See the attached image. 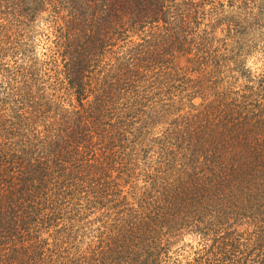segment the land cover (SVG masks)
Listing matches in <instances>:
<instances>
[{"label":"trees","instance_id":"16d2710c","mask_svg":"<svg viewBox=\"0 0 264 264\" xmlns=\"http://www.w3.org/2000/svg\"><path fill=\"white\" fill-rule=\"evenodd\" d=\"M57 1L39 76L0 82V264H264V71L222 88L192 0Z\"/></svg>","mask_w":264,"mask_h":264},{"label":"rangeland","instance_id":"374dc122","mask_svg":"<svg viewBox=\"0 0 264 264\" xmlns=\"http://www.w3.org/2000/svg\"><path fill=\"white\" fill-rule=\"evenodd\" d=\"M38 1L40 10L31 20L21 22L20 18L15 19L12 16L1 18L0 16L1 27H4L0 33V62L2 63L0 64V82H6V84L12 82L18 86L19 82L17 83V81L21 80V76L27 79L39 76L37 68L46 59L47 50L54 39L51 15L55 11L54 8L58 6L56 5L58 1L51 0V4H48V0H45V4H40L43 0ZM175 1L181 3L182 0ZM192 1L197 6L195 9L190 8L189 11L191 16L195 12L197 13L200 23L199 31L205 30L209 33V37L212 38V50L216 48L217 53L226 59L222 61V73L218 76L219 79H222L221 87L232 85L234 90H238L245 84L244 71L250 72L254 77L260 75L264 71V0H208L209 3L205 2L203 8L198 5L202 0ZM13 3H16V0L11 2L0 0V12L11 11ZM9 8L10 10H7ZM131 40L141 43L138 36H132ZM105 60L109 64V47L106 48V53L102 57L103 62L98 68V71H101L100 75L106 74V70L109 69ZM182 65L181 63L180 66ZM190 76L196 78L199 75ZM11 77L12 79L20 78L10 81ZM97 77L98 74L92 73V87H94ZM102 77L109 83V74L102 75ZM155 92L156 90L153 91V93ZM94 95L91 94L88 100H92ZM2 98L4 95H0V99ZM199 102L198 98L193 100L194 104ZM158 129L160 126L147 135L144 145L150 139L157 137ZM100 212L98 211L86 219L95 224L92 226L93 229L100 224V221L96 220ZM93 240H96L95 236H93ZM87 242V238L81 241L82 249L87 247ZM195 245L196 238L194 236L182 235L169 248L170 260H179L185 263L192 257L191 253L196 249Z\"/></svg>","mask_w":264,"mask_h":264}]
</instances>
